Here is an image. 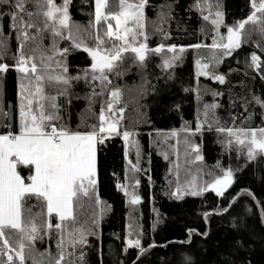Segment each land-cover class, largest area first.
I'll list each match as a JSON object with an SVG mask.
<instances>
[{
    "label": "snow or ice",
    "instance_id": "1",
    "mask_svg": "<svg viewBox=\"0 0 264 264\" xmlns=\"http://www.w3.org/2000/svg\"><path fill=\"white\" fill-rule=\"evenodd\" d=\"M71 2L72 0H61L60 3L54 0H0V5L3 6L0 18H7L9 30V35L5 36L3 26L0 25V76L6 75L10 70L17 74L15 128L11 124L0 122V264H28L30 259L32 264H38L33 256L35 242H44L45 239L54 244L56 249L54 253H49L45 248L41 254L48 256L47 264H86L88 238H98L102 216L110 210V206H102L103 202L96 193L98 145H104L107 138L115 135L124 141L126 162L130 148L136 150L137 161L140 157L136 133L124 129L123 114L126 106H120L124 95L122 86H114L113 80L122 78L133 66L137 69V74H140L146 67L149 53H160L163 48L171 55L163 57L157 67L168 79H172L168 70L182 60L185 51V46L172 43H158L154 48H149L145 17L147 0L135 3L120 0V10L116 12L108 10L106 0H93L94 12L87 25L71 21ZM248 6L249 13L244 19L227 24L218 0L215 3L195 0L191 5L201 19L211 25V44L200 42L187 46L192 49L207 48L212 53L207 63L195 59L196 77L203 76L220 85L227 84L226 75L217 73L216 68L226 57L234 54L239 56L240 52L237 50L243 51L242 45L249 43L251 30L246 25L254 26L264 37V0H248ZM161 7H167L171 11V4ZM165 16H168V12L157 11V17L161 21ZM168 18L171 19L170 16ZM156 31L167 38L166 31L160 28ZM199 31L207 35L203 26ZM12 32L16 34L17 46L14 55L10 57L12 63L8 64L3 62V56L8 52ZM45 39L48 41L47 46L44 44ZM86 40L92 43L89 44ZM62 41L66 43L60 47ZM252 47L253 51L245 53L243 61L239 63L243 64L245 75L251 72L264 81V44L253 43ZM257 48L260 54L256 51ZM74 50L82 51L89 61L76 75L70 73L67 62L69 53ZM126 61H130L127 68L124 66ZM239 70L229 68V72ZM81 80L92 89L83 97L88 103L82 112H91L94 98L99 96V122L86 123L81 119L76 128H72L65 122L67 111L60 98L68 104L72 99H80L72 88L73 82ZM141 81L139 95L143 96L148 91V80L141 76ZM97 87L99 92L95 91ZM131 87L137 85L133 84ZM152 91H156L155 86H152ZM184 91L188 89L185 88ZM192 91L197 93L198 101L204 92L210 93L213 98L221 94L207 86L203 91L199 88H193ZM105 92L106 102L103 99ZM240 99L241 107L246 109L249 101L243 96ZM251 103L259 106L260 119L264 122V97L251 95ZM217 108L215 100L204 103L203 109H198L194 129L187 127V122L182 124L180 131L186 133V136L183 141L177 142H182L190 150L185 153L188 164L201 162L203 159L200 145L190 137L201 133L204 125H207V129L214 130L218 136L227 134L225 138L217 140L222 146V152L231 151L234 146L237 157H243L246 164L264 165V126L239 127L235 123L233 126H220L215 112ZM0 114L8 116L7 112ZM250 115L244 119H249ZM201 116L203 120L200 119ZM140 120L150 123L144 112L139 114L137 123ZM232 120L235 122L236 117L232 116ZM243 123L242 120L241 124ZM171 136H177L176 129L171 131ZM164 159L168 160L169 156L164 154ZM213 167L219 169L220 174L210 171L209 176L213 178L204 181L198 179L203 176L202 170H198L196 175L189 173L191 179L183 185L177 183L169 193L170 198L179 200L186 195L201 196L209 190L220 197L233 184L234 172L244 165L233 169L231 166L224 167L217 161ZM127 171L126 168L124 184L117 183L116 187L132 205H136L140 197L128 191ZM131 171H140L138 163L132 166ZM242 194L256 200L251 192L242 189L228 200L229 207L215 209V215L228 214L233 202ZM85 200L93 209L89 213L84 211ZM257 207L260 209L259 224L264 229V205L257 203ZM211 214L207 211L203 213L206 224ZM85 215L90 219H82ZM232 219L235 220L236 217ZM156 223L158 221L153 222V227ZM230 226L238 233L250 230L243 217H240L239 224L231 223ZM186 231L190 239L196 230L188 228ZM196 234L207 236V228ZM143 235L139 226L130 225L126 218L122 252H127L129 248L136 250L137 260L133 264H139V259L149 249L156 247L154 243L145 247L142 243ZM188 239L182 243L187 244ZM241 248V240L234 239L233 252L239 255ZM120 264L124 262L121 261ZM169 264H194V261L190 255L178 252ZM223 264L246 262L241 257L239 261L233 258L225 260Z\"/></svg>",
    "mask_w": 264,
    "mask_h": 264
},
{
    "label": "trees",
    "instance_id": "2",
    "mask_svg": "<svg viewBox=\"0 0 264 264\" xmlns=\"http://www.w3.org/2000/svg\"><path fill=\"white\" fill-rule=\"evenodd\" d=\"M54 2L60 3L61 0H54ZM126 2L135 3L138 0H126ZM209 2L215 3L217 0H209ZM218 2L227 24L244 19L249 13L248 0H218ZM194 3L195 0H147L145 17L149 48H154L158 43L185 46L182 60L168 70L172 79H168L167 75L157 67V64H160L161 59L165 57L164 54L168 53L166 48H163L160 53H149L146 67L140 74H137V69L133 66L122 78L113 80V85L122 86L124 93L120 106H126L125 113L132 112L131 117L136 121L133 127L128 126L126 119H123V124L124 129L136 133L135 140L139 146L140 157L137 161L136 150L130 148L129 159L126 162L124 142L115 135L107 138L104 145H98L96 193L103 202L102 206L108 205L110 210L102 216L98 238H88L89 247L85 249L86 264H120L121 261L124 264H133L137 260L134 248L122 252L126 218L130 225H138L143 231L142 243L145 247L149 243L156 245L139 259V264H169L178 252L190 255L194 264H223L225 260L235 258L239 261L241 257L246 264H264V229L259 224L260 209L257 207V203L264 205V165L246 164L243 157H237L234 146L231 151L222 152V146L217 143V138L227 135L226 133L218 136L214 130L209 131L207 125H204L203 131L197 134L193 141L200 145V154L203 158L200 162L201 168L206 173L211 171L216 175L220 174L219 169L213 167L217 161H220L224 167L231 166L233 169L238 165H244L239 171L234 172L233 184L225 189L220 197L210 190L201 196L186 195L179 200L170 198L169 195L177 183L181 184L171 168L172 155L168 160L164 159V151L177 149V142L172 140L174 137H171V131L176 129L177 135L184 133L180 129L185 122L187 127L194 129L198 109L202 110L204 103H212L215 100L218 104L215 112L220 126H233V123L239 127L264 126V122L260 119L259 106L251 103V95L264 97V83L254 73L249 72L245 75L243 64L239 63L243 61L245 53L253 51V43L264 44V37L254 29V26L246 25V28L251 30L249 43L242 45L243 51L237 50L240 52L239 56L234 54L226 57L216 68L217 73L226 75L227 84L220 85L203 76L196 77L195 59L203 58L207 63L212 53L207 48L192 49L187 46L200 42L211 44L212 41L210 39L211 25L202 20L196 10L191 8ZM92 4L93 0H86V2L72 0L69 8L71 21L87 25L93 13ZM106 4L109 11L120 10V0H107ZM168 4H171L170 12L167 7H161ZM0 9H3L2 5ZM157 11L168 12L171 19L165 16L161 21L157 17ZM212 11L214 12L215 9L213 8ZM0 25L3 26L5 36L9 35L7 18H0ZM201 26L205 28L207 35L200 33ZM157 28L166 31L167 38L157 32ZM86 42L92 43L88 40ZM47 43L45 39V46ZM65 43L62 41L59 46L63 47ZM16 46V34L12 32L8 41V52L3 56V62L12 63L10 57L14 55ZM256 51L260 54L259 48ZM67 62L72 75H76L89 63L86 54L80 50L70 52ZM129 62H125V68L128 67ZM230 67L240 70L229 72ZM16 75L14 70H10L6 75L0 76V113H8L7 117L0 114V122L11 124L13 129L17 118ZM141 76L148 80L146 85L148 91L143 96H140L138 92L139 85L142 83ZM133 84H136L138 88L131 87ZM152 86L156 87L155 92L152 91ZM205 86L221 94L213 98L210 93L204 92L198 101L197 93H194L192 89L199 88L203 91ZM132 88H137V91L125 95L126 91ZM185 88L188 91H184ZM99 90V87L95 89L97 92ZM48 91L51 92V89ZM72 91L81 98L72 99L70 104L64 103L63 98H60L62 106L67 111L65 122L72 128H76L81 119H84L86 123L98 124L101 98L99 96L94 98L91 112H82L88 103L83 97L92 89L81 80L73 82ZM242 96L249 101L246 109L241 107L240 97ZM103 99L107 101V94ZM141 112L146 113L150 123H145L143 120L137 123ZM249 114H251L250 118L245 120L244 118L249 117ZM117 115L119 116V113ZM232 116L236 117L235 122ZM200 119L203 120V117L201 116ZM242 120L243 124H241ZM158 140L162 141V144ZM137 163L140 171L134 173L131 169ZM126 168L128 169V191L140 197L136 205H132L124 193L116 187L117 183L124 184ZM242 189L251 192L256 200L242 194L233 202L228 214L215 215V209L229 207L228 200ZM92 210V206L85 200V213ZM206 211L212 213L208 217L207 224L203 217ZM232 217L236 219L233 220ZM240 217H243L250 226L248 232L238 233L230 226L231 223L239 224ZM82 219H90V217L85 215ZM154 221H158L155 227H153ZM188 228L196 230L190 239L186 231ZM205 228L208 231L207 236L196 234L202 233ZM186 239L188 243H182ZM234 239L241 240L243 244L239 255L232 250ZM45 248L49 253L56 251L54 244L49 243L47 239L44 242L39 240L35 242L33 256L38 264L48 262V256L41 255ZM28 264H32L31 259Z\"/></svg>",
    "mask_w": 264,
    "mask_h": 264
},
{
    "label": "rangeland",
    "instance_id": "3",
    "mask_svg": "<svg viewBox=\"0 0 264 264\" xmlns=\"http://www.w3.org/2000/svg\"><path fill=\"white\" fill-rule=\"evenodd\" d=\"M106 2H107V0H106ZM93 12H94V8H93ZM170 55H171V53L164 54L165 57L166 56H170ZM201 59L203 60V58H201ZM202 60H201L202 63H206V62H204V60L203 61ZM262 82L264 83V81H262ZM137 88H134V89L132 88L130 90L128 89V92L126 91L125 95L134 93L135 91H137L136 90ZM135 94H138V93H135ZM131 114H132V112H130V111H127V114L124 112L123 119L127 120L128 126L133 127L134 126L133 124L136 121L133 120V117H131ZM119 115H120V113H119ZM185 136H186V133H182V134L177 135L176 137H174V139H172V140H176V142L177 141H183ZM225 137H226V135L225 136H220V137L217 138V140L218 139H223ZM190 138L193 140V139H195V136L194 137H190ZM159 143L162 144V141H159ZM188 151H190V150L186 149L182 142L181 143L177 142V149L176 150L164 151L165 154H167L168 156L172 155L171 156V161H170L171 168L174 170L175 175L180 180L181 185H183L187 180L191 179V176L189 175V173H191L193 175H196L198 170H202L203 171V176L202 177H198V179H202L204 181H208V180L212 179L213 177L209 176V172L206 173L204 171V169L201 168L202 164L200 162H194L192 164H188V162H187L188 157L185 155V153L188 152ZM193 161H194V157H193Z\"/></svg>",
    "mask_w": 264,
    "mask_h": 264
}]
</instances>
